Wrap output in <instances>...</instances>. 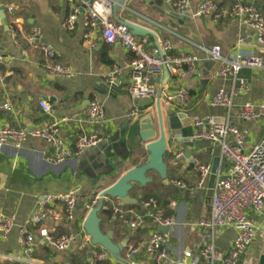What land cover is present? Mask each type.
Wrapping results in <instances>:
<instances>
[{"label": "crops", "instance_id": "crops-1", "mask_svg": "<svg viewBox=\"0 0 264 264\" xmlns=\"http://www.w3.org/2000/svg\"><path fill=\"white\" fill-rule=\"evenodd\" d=\"M216 1L224 8L232 5V0ZM247 2L264 6V0ZM199 3L200 0L191 1L193 12ZM9 6L14 8L12 13L8 12ZM153 6H160L166 13L154 10ZM2 7L8 21L5 25L4 14L0 12V51L6 58L4 63H0V129L25 128L33 132L59 122L58 135L67 149L74 150L75 140L80 134H97L103 138V142L61 164L50 161L55 156V149L38 137L30 136L20 149L8 144L0 150V215L15 216L12 231L6 238L0 236V264H71V257L76 254H84L87 264H91L92 249H79L81 236L86 233L83 227L88 214L86 202L113 185L125 172L147 160L149 153L145 144L140 143L137 134L131 136L132 132L138 133V126L130 122L151 112L157 123L156 99L135 100L130 96L129 68L133 54L119 43H105L100 27L87 28L82 18L76 29L70 31L65 27L69 14L67 0H0ZM127 7L119 13L121 19L152 29L160 41L169 40L173 55L190 54L199 58L191 74L182 79L172 78L168 82L171 89L181 85L188 89L191 105L186 109L187 115L192 119L208 115L218 118L225 116L226 109L213 107L211 98L229 84L217 76L218 63L208 58L205 49L219 45L224 56H230L239 49L259 53L255 34L236 19L214 22L208 17H181L162 0H129ZM34 28H39L46 41L55 48L58 54L55 61L70 67L75 77L61 78L44 67V57L29 43ZM88 33L89 40L86 39ZM148 39L147 48L153 50L154 39ZM238 42H242L240 48ZM114 69L118 72L111 80ZM240 75L250 81L252 88L249 93L235 98L232 120L239 127L250 130L245 145L249 150L264 138V124L242 120L238 116L239 106L246 102L258 104L264 100V80L259 69H243ZM93 100L104 106V120L98 123L89 121L85 114ZM41 101L50 105V113L41 107ZM161 113L167 120L179 110L176 104L161 100ZM169 140L170 146L165 156L169 183H165L156 172H150L153 182L145 187L136 185L130 195L138 200V204L127 207L142 213V201L157 198L165 216L178 222L171 227L169 235L173 254L181 256L184 250L197 252L206 241V232L196 227L195 223L210 215L212 195L209 194V184L212 175L206 189H197L193 193L173 186L172 181L196 186L199 178L193 168L194 159L213 166L219 157V150L218 146L205 139H196L191 148L184 144L175 146L172 139ZM212 149L215 150L214 154ZM180 152H183V156L177 158ZM76 185L81 190L72 219L67 217L65 204L57 203L46 210L41 224L33 222L35 209L42 197L68 192ZM105 201L109 202L111 212H101L102 230L113 231L117 243L127 241L123 256L128 260L129 245L148 240L159 227L147 220L143 227L132 229L112 215V207L120 205L119 201L111 198ZM250 217L264 226V210ZM22 227H26L36 238L32 256L23 252L20 243ZM40 229H47L54 236L72 233L79 239L68 251H57L39 240ZM235 236L233 227L222 228L216 238L217 248L228 251ZM259 238L262 239L260 244ZM263 245L264 239L259 236L242 255L239 264H259L260 256L264 254ZM132 260L135 264H154L146 251H140ZM99 264L122 263L111 256Z\"/></svg>", "mask_w": 264, "mask_h": 264}, {"label": "built area", "instance_id": "built-area-1", "mask_svg": "<svg viewBox=\"0 0 264 264\" xmlns=\"http://www.w3.org/2000/svg\"><path fill=\"white\" fill-rule=\"evenodd\" d=\"M174 13L181 17L197 16L208 17L214 22L226 18L239 20L247 26L256 36L257 49L260 51L245 52L237 50L230 56L222 54L219 45L211 49H205L208 58L218 63L217 76L229 87H222L211 98V105L215 108L226 109V115L218 118L215 115L198 117L193 119L194 139L210 141L219 150V168L215 172V182L212 188L210 215L195 223V226L206 232V241L197 252L184 250L181 256H175L172 252L169 233L156 230L151 237L136 245L128 247V260H132L140 251H146L154 264H239L242 255L259 236L264 239V226L259 225L250 215L259 214L264 210V138L247 150L245 145L250 136V130L239 127L232 120V110L235 106V98L251 91L250 81L241 76L243 69H259L264 80V6L258 7L249 4L247 0H232L230 8L221 7L216 0H200L195 10L192 11V0H162ZM69 14L65 27L72 31L76 29L82 18L85 27H100L103 39L107 44H121L133 54L130 72L129 94L137 99H157L160 84L156 80L163 77L164 67L173 78L182 79L191 74L199 61V58L190 54L175 56L171 53L172 45L169 40L160 41L163 57L157 56L158 49L149 50L148 37H139L132 33L130 28L117 22L113 17L115 0H67ZM14 8L8 7L12 13ZM90 34L86 35L89 40ZM29 43L35 50L40 51L45 59L44 67L52 74L61 78H73L75 72L68 66L55 61L58 54L55 48L46 41L42 31L34 28L29 36ZM242 42H238L240 48ZM5 57L0 51V63L5 62ZM114 69L111 74L113 80ZM161 100L176 104L179 112H185L191 105V95L185 86L171 89L168 83L161 91ZM45 112L50 113L51 107L45 102H40ZM104 106L97 100L90 102L86 109L87 119L91 122L104 120ZM136 111L135 114H137ZM238 116L244 121H257L264 124V100L260 103L246 102L239 106ZM59 122H53L46 128L29 132L25 128L5 127L0 129V150L12 144L20 149L32 137L42 138L55 149V156L50 161L61 164L70 158L81 156L87 149L94 148L103 142V138L97 134H80L75 140L74 150L64 147L59 135ZM175 146L177 143L172 142ZM212 153L215 150L212 149ZM183 152L177 154L181 158ZM224 164H227L223 168ZM193 168L198 174L196 186H189L186 182L173 180L172 185L193 193L197 189H206L212 175L213 166L194 159ZM80 186L76 185L68 192L49 194L42 197L35 209L33 222L41 224L45 218L46 210L57 203L65 204L67 217L72 219L75 213ZM99 204V195L92 196L86 202L85 208L89 213ZM144 211L139 213L127 206L114 205L112 215L128 224L132 229L143 227L150 220L157 227H175L177 221L166 217L164 210L155 197L142 201ZM15 226L14 215H0V236L6 238ZM231 226L236 230V236L228 251L223 252L216 246V238L219 231ZM75 234L52 235L47 229H40L39 240L57 251L65 252L71 249L77 241ZM36 238L28 232L26 227L20 230V243L23 252L32 256L35 252ZM91 248V264H99L100 261L111 257V254L92 244L89 235L82 234L79 249ZM32 263L31 261H29Z\"/></svg>", "mask_w": 264, "mask_h": 264}, {"label": "water", "instance_id": "water-1", "mask_svg": "<svg viewBox=\"0 0 264 264\" xmlns=\"http://www.w3.org/2000/svg\"><path fill=\"white\" fill-rule=\"evenodd\" d=\"M128 1L129 0H115L113 6L114 19L121 24L127 25L136 36L152 37L154 39L153 46L159 51L157 56L163 57L164 54L160 47V39L152 29L130 20H123L119 17V13L128 8ZM153 8L162 14L166 13V11L160 6H153ZM0 12L4 14V24L7 25L8 20L5 14V8H0ZM6 29H9V27L6 26ZM170 77V73L167 68L164 67L162 80H156V83L160 84L159 94L156 99V106L158 109L157 123L151 112H146V114H143L141 117L130 122L131 124H136L138 126V133L136 136L141 144H145V149L149 153L147 160L140 166H136L125 172L113 185L103 190L99 194V204L87 214L83 224L92 244L107 250L117 262L122 264L130 263V261L123 256V251L127 247V241L119 243L115 242L113 231L104 232L101 227L102 219L100 214L103 211L105 200L108 198L116 199L121 206L138 204V200L132 198L130 192L136 185L145 187L149 183H152L153 178L149 176L150 172H156L165 183H169L168 167L165 162V156L170 146L169 139H172V142L175 141L177 144H184L189 148L195 145L196 139L193 138L195 131L192 124L193 119L188 116L187 113H173L167 118V120H164L161 113V91L168 83ZM217 161L218 158L215 159L213 164L212 176L209 184L210 195H212V188L215 182ZM159 230L163 233H170L171 228L160 226ZM259 264H264V254L260 256Z\"/></svg>", "mask_w": 264, "mask_h": 264}, {"label": "trees", "instance_id": "trees-1", "mask_svg": "<svg viewBox=\"0 0 264 264\" xmlns=\"http://www.w3.org/2000/svg\"><path fill=\"white\" fill-rule=\"evenodd\" d=\"M133 133L137 134L135 131V132L131 133V136L133 135ZM108 203L109 202H107V201L104 202V208H103L102 212H105V211L111 212V208H110V205ZM114 240H116L115 237H114ZM48 251H50V250L48 249ZM87 263L88 262H87L84 254L82 256L76 254V255H72V257H71V264H87ZM5 264H24V263H5Z\"/></svg>", "mask_w": 264, "mask_h": 264}, {"label": "rangeland", "instance_id": "rangeland-1", "mask_svg": "<svg viewBox=\"0 0 264 264\" xmlns=\"http://www.w3.org/2000/svg\"><path fill=\"white\" fill-rule=\"evenodd\" d=\"M157 194V193H156ZM155 194V195H156ZM157 196V195H156ZM261 241H262V239L261 238H259V240H258V244H260L261 243Z\"/></svg>", "mask_w": 264, "mask_h": 264}]
</instances>
